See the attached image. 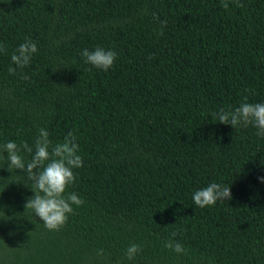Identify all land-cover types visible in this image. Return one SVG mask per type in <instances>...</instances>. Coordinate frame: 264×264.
I'll use <instances>...</instances> for the list:
<instances>
[{
  "label": "trees",
  "instance_id": "obj_1",
  "mask_svg": "<svg viewBox=\"0 0 264 264\" xmlns=\"http://www.w3.org/2000/svg\"><path fill=\"white\" fill-rule=\"evenodd\" d=\"M223 2L0 0V146L71 132L67 192L84 201L49 231L25 210L32 182L0 168V264H264V136L211 116L264 103V0ZM26 38L38 51L20 69ZM97 47L117 54L107 71L80 54ZM213 182L233 198L196 206Z\"/></svg>",
  "mask_w": 264,
  "mask_h": 264
},
{
  "label": "clouds",
  "instance_id": "obj_2",
  "mask_svg": "<svg viewBox=\"0 0 264 264\" xmlns=\"http://www.w3.org/2000/svg\"><path fill=\"white\" fill-rule=\"evenodd\" d=\"M221 6L228 9L227 0H224ZM237 6L243 7L238 0ZM4 51L6 49L0 44V53ZM37 51L36 43L26 38L25 42L12 53V63L23 69L29 65L33 54ZM80 54L85 58L86 63L104 71L111 68L117 58L115 51H106L99 47L91 52L84 49ZM9 73L15 75L16 68L10 67ZM24 78L27 79L26 76ZM211 116L213 119H218L221 124H230L234 129L252 125L258 129L257 135L264 136V103H242L234 110L228 111L221 108L218 113H211ZM21 149L30 155L29 160H25ZM4 152H7V157L4 156ZM78 153L79 145L71 132L64 137L63 142L52 145L49 132L45 128L39 129L34 146H29L27 143L18 146L14 141L0 146V168L6 165L9 172L14 169L25 173L27 179L32 182L29 188L34 193L27 198L25 210L30 209L49 231H59L73 213V205L78 207L84 203L76 193L67 192L68 186L76 180L73 170L83 166V159ZM258 179L264 183V177ZM232 198L230 187L215 182L193 194L194 204L200 208L213 206L217 201ZM0 219H9L3 210H0ZM165 247L178 255L186 253L183 245L172 240H169ZM140 250L139 244H131L126 249V258L129 261L133 260Z\"/></svg>",
  "mask_w": 264,
  "mask_h": 264
}]
</instances>
